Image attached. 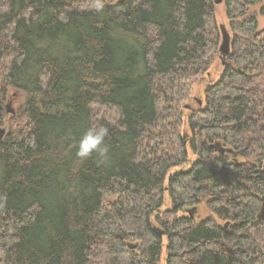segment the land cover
Returning <instances> with one entry per match:
<instances>
[{"label":"trees","instance_id":"1","mask_svg":"<svg viewBox=\"0 0 264 264\" xmlns=\"http://www.w3.org/2000/svg\"><path fill=\"white\" fill-rule=\"evenodd\" d=\"M100 2L0 0V264H264V0Z\"/></svg>","mask_w":264,"mask_h":264},{"label":"rangeland","instance_id":"2","mask_svg":"<svg viewBox=\"0 0 264 264\" xmlns=\"http://www.w3.org/2000/svg\"><path fill=\"white\" fill-rule=\"evenodd\" d=\"M225 11L226 10H225V6H224L223 3H220V4L216 5V7H215V15H216V20H217L218 26L221 27V25H225V27L229 29V22H228V20L226 18ZM258 30L263 31L262 38L264 39V17L263 16H258ZM222 70H223L222 62H221L220 58L218 57L216 59V61H215L214 67L211 70V72L209 74L205 75L200 80L197 81V84L195 86V90H194V92L192 94V98H191L189 103L196 104L195 101H194L195 97L203 98V96H204L203 92H204V89L207 86V84H209V83L213 82L214 80H216L218 78V76H219V73ZM22 103H23V100H22L21 97L10 96L8 98L7 103L5 105L6 115H5L3 123L2 124L0 123V128H3V129L6 130L5 134H6V132H8V119L10 118V115H12V113H8L7 112V106L9 105V109L10 110H14L15 111L14 114H17L19 109L22 107ZM189 115H190V112H187L185 117L187 118ZM187 122H188V120H187ZM187 133H188L189 137H191L192 134L190 132L189 127L187 129V132L185 133V136L187 135ZM195 159H196L195 154L193 152H190V161L191 162L186 164V165H184L182 168H175L172 172H176V171H179L181 169L188 170L191 167L192 162L195 161ZM170 206H171V200L167 198L166 199V204L159 211V214L160 215L165 214L167 217L173 216L171 213H169L167 211L168 209H170ZM197 211L199 212V216H203V218H205L207 215L210 214V212L207 211V209H205L204 207L198 208ZM178 216H182V214L178 215Z\"/></svg>","mask_w":264,"mask_h":264},{"label":"clouds","instance_id":"3","mask_svg":"<svg viewBox=\"0 0 264 264\" xmlns=\"http://www.w3.org/2000/svg\"><path fill=\"white\" fill-rule=\"evenodd\" d=\"M95 7L97 11H101L103 9V3L97 0ZM107 136V128L89 126L76 144L77 157L83 160L91 157L94 153L105 156L108 151L106 144Z\"/></svg>","mask_w":264,"mask_h":264},{"label":"water","instance_id":"4","mask_svg":"<svg viewBox=\"0 0 264 264\" xmlns=\"http://www.w3.org/2000/svg\"><path fill=\"white\" fill-rule=\"evenodd\" d=\"M222 2H223V0H215L216 4H220ZM255 14H257L256 11H255ZM221 34H222V40H221V44L219 47V53H220L221 59L223 60V63H225L226 62L225 60H226L227 56L230 54V50H231V48H230V34H229L227 28L225 27V25H221ZM200 104H201V102H200ZM7 112L12 113V114L15 113L14 110L9 109V105L7 106ZM5 131H6L5 129L0 128V140L4 137ZM216 148H218V146H216ZM221 151L223 152V150H221ZM263 200H264V198H263ZM258 218H259V220L264 219V203H263V206H262V209H261V212H260Z\"/></svg>","mask_w":264,"mask_h":264}]
</instances>
